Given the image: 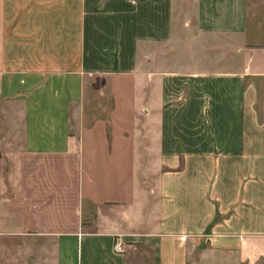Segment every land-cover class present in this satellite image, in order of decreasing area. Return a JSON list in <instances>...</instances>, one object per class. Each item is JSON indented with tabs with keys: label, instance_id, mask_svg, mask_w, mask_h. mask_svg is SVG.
<instances>
[{
	"label": "crops",
	"instance_id": "obj_1",
	"mask_svg": "<svg viewBox=\"0 0 264 264\" xmlns=\"http://www.w3.org/2000/svg\"><path fill=\"white\" fill-rule=\"evenodd\" d=\"M255 2L0 0V264H264Z\"/></svg>",
	"mask_w": 264,
	"mask_h": 264
},
{
	"label": "rangeland",
	"instance_id": "obj_2",
	"mask_svg": "<svg viewBox=\"0 0 264 264\" xmlns=\"http://www.w3.org/2000/svg\"><path fill=\"white\" fill-rule=\"evenodd\" d=\"M250 30L259 38L261 33H264V4H257L251 3L250 7ZM97 86L98 85H93L92 86V91L91 95L95 96L97 94ZM95 103H98V100H95ZM97 116V115H96ZM82 116L81 117H74L73 118V129L76 131H79L81 128V123H82ZM201 256L196 254L195 251L191 253V259L190 263L191 264H203L201 260Z\"/></svg>",
	"mask_w": 264,
	"mask_h": 264
},
{
	"label": "built area",
	"instance_id": "obj_3",
	"mask_svg": "<svg viewBox=\"0 0 264 264\" xmlns=\"http://www.w3.org/2000/svg\"><path fill=\"white\" fill-rule=\"evenodd\" d=\"M135 244L132 242H125L122 239V236L119 235L114 242V251L116 253H125L126 251L133 249Z\"/></svg>",
	"mask_w": 264,
	"mask_h": 264
}]
</instances>
